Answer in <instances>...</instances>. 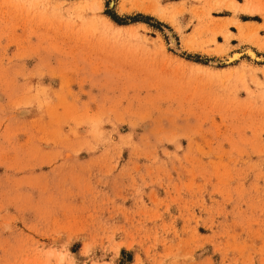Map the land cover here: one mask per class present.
I'll use <instances>...</instances> for the list:
<instances>
[{
  "label": "rangeland",
  "instance_id": "1",
  "mask_svg": "<svg viewBox=\"0 0 264 264\" xmlns=\"http://www.w3.org/2000/svg\"><path fill=\"white\" fill-rule=\"evenodd\" d=\"M263 20L0 0V264H264Z\"/></svg>",
  "mask_w": 264,
  "mask_h": 264
},
{
  "label": "bare ground",
  "instance_id": "2",
  "mask_svg": "<svg viewBox=\"0 0 264 264\" xmlns=\"http://www.w3.org/2000/svg\"><path fill=\"white\" fill-rule=\"evenodd\" d=\"M172 40L174 41V38H173ZM173 41H172V43H173ZM248 53L251 55L252 58H254V57L256 56V53H255V51H254L253 49H249V50H248ZM238 55H239V54L235 52V53H233V55H232L231 58H232V59H236V58H238ZM231 58H230V59H231Z\"/></svg>",
  "mask_w": 264,
  "mask_h": 264
},
{
  "label": "crops",
  "instance_id": "3",
  "mask_svg": "<svg viewBox=\"0 0 264 264\" xmlns=\"http://www.w3.org/2000/svg\"><path fill=\"white\" fill-rule=\"evenodd\" d=\"M264 21V20H263ZM243 22V21H242ZM245 23V22H244ZM235 35V34H234ZM238 35V31H237V33H236V35H235V37ZM263 36H264V34H263Z\"/></svg>",
  "mask_w": 264,
  "mask_h": 264
}]
</instances>
